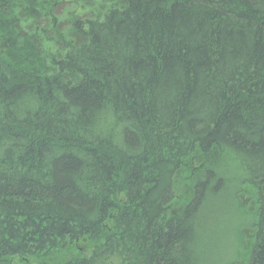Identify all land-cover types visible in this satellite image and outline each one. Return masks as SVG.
<instances>
[{
  "label": "trees",
  "instance_id": "obj_1",
  "mask_svg": "<svg viewBox=\"0 0 264 264\" xmlns=\"http://www.w3.org/2000/svg\"><path fill=\"white\" fill-rule=\"evenodd\" d=\"M228 165L264 264V0H0V264H200Z\"/></svg>",
  "mask_w": 264,
  "mask_h": 264
},
{
  "label": "rangeland",
  "instance_id": "obj_2",
  "mask_svg": "<svg viewBox=\"0 0 264 264\" xmlns=\"http://www.w3.org/2000/svg\"><path fill=\"white\" fill-rule=\"evenodd\" d=\"M228 167L233 176H226L229 181L220 183V187L216 190L212 188L216 187L218 173L214 174L209 182L202 181L205 182L204 195L198 206L196 204L199 208L192 220L196 230L192 246L198 250V256L201 257L200 264L206 261L210 264L215 262L224 264L239 260L240 255H243L245 249H248L252 243L255 208L248 198V187L241 180L239 171L233 166L228 165ZM179 184L183 190L191 187L189 183ZM117 198L122 199L123 195H118ZM182 200H187V197ZM90 247L89 244L78 242L72 249L88 256ZM201 248L204 254H201Z\"/></svg>",
  "mask_w": 264,
  "mask_h": 264
}]
</instances>
